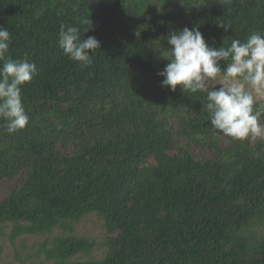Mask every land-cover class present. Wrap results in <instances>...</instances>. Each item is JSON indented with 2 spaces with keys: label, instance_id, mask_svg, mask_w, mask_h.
<instances>
[{
  "label": "trees",
  "instance_id": "1",
  "mask_svg": "<svg viewBox=\"0 0 264 264\" xmlns=\"http://www.w3.org/2000/svg\"><path fill=\"white\" fill-rule=\"evenodd\" d=\"M61 24L100 42L91 65L63 54ZM0 26L38 69L28 124L0 127V238L63 229L30 264H264V138L217 135L206 93L161 87L157 51L185 27L214 48L264 35V0H0ZM89 215L106 252L74 260L95 246L72 232Z\"/></svg>",
  "mask_w": 264,
  "mask_h": 264
},
{
  "label": "clouds",
  "instance_id": "2",
  "mask_svg": "<svg viewBox=\"0 0 264 264\" xmlns=\"http://www.w3.org/2000/svg\"><path fill=\"white\" fill-rule=\"evenodd\" d=\"M217 26L228 29L222 22ZM10 37L8 28L0 26V127L13 134L29 122L22 88L38 69L26 58L7 55ZM166 40L167 48L157 46L159 59L168 62L158 73L163 78L161 87L173 92L179 87L183 93H206L203 110L219 136L234 141L264 138V103L258 104L264 100V35L252 32L243 42L232 39L230 46L214 48L208 46L198 28L185 27L170 33ZM58 47L69 60L87 67L93 63L100 42L94 36L82 40L78 27L61 24ZM214 81L218 82L210 84Z\"/></svg>",
  "mask_w": 264,
  "mask_h": 264
},
{
  "label": "rangeland",
  "instance_id": "3",
  "mask_svg": "<svg viewBox=\"0 0 264 264\" xmlns=\"http://www.w3.org/2000/svg\"><path fill=\"white\" fill-rule=\"evenodd\" d=\"M216 82L218 81L210 82V84ZM216 87H219V85H216ZM5 187L8 188L7 186ZM9 231V229L6 230L5 235L0 238V264H21L23 261L26 264H30L34 260L35 262L44 261L45 255H38L39 250L42 249L45 241L47 243L45 249H49L51 238L62 234L63 229H56L51 235L46 236H23L14 242H11L8 237ZM72 232L77 237H83L95 243L89 256L80 255L74 260H99L104 257L106 252V232L102 219L95 215H89L79 221V223L72 225Z\"/></svg>",
  "mask_w": 264,
  "mask_h": 264
}]
</instances>
